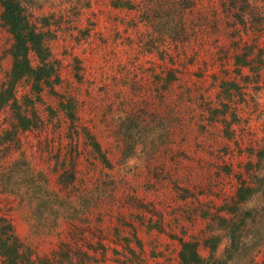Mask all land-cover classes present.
Instances as JSON below:
<instances>
[{"label": "rangeland", "instance_id": "rangeland-1", "mask_svg": "<svg viewBox=\"0 0 264 264\" xmlns=\"http://www.w3.org/2000/svg\"><path fill=\"white\" fill-rule=\"evenodd\" d=\"M248 1L22 0L59 77L39 97L18 84L29 129L0 112V215L27 264H180L181 239L207 260L213 237L217 264H264L263 197L240 205L262 216L227 261L222 210L264 175V0ZM2 13L0 87L14 42Z\"/></svg>", "mask_w": 264, "mask_h": 264}, {"label": "trees", "instance_id": "trees-1", "mask_svg": "<svg viewBox=\"0 0 264 264\" xmlns=\"http://www.w3.org/2000/svg\"><path fill=\"white\" fill-rule=\"evenodd\" d=\"M230 1L231 4L233 6L235 5L237 8L241 6L237 4L236 0ZM242 1L247 4L249 3L248 0ZM0 3L3 8L1 18L4 25L10 31L14 41L10 51L13 59L11 71L8 74L5 84L0 87V112L8 106L13 108L17 121L16 130H26L36 124V114L33 111L34 103L29 98L24 99V105L27 106V108L31 106L29 107L31 111L28 112L26 109L22 110L23 107L20 105V100L16 96L18 84L25 79H29L32 91L39 97L40 92L46 84L52 86L50 79L54 77V82L58 83V72L56 63L52 58L51 46L49 43L50 39L47 38L46 32L39 30L36 25L30 21L27 15V9L22 0H0ZM238 17L240 19L242 18L241 15H238ZM31 54L37 59V65L33 64ZM248 55L249 54H245L244 57L237 56V64L249 66V61L247 59ZM38 97L37 100L39 99ZM61 106L66 108L64 104ZM71 117H73L72 114ZM11 136L12 131H7V135L4 137L11 138ZM88 137L95 151L101 156L103 161L107 162V158L102 152V148L95 137L90 133ZM66 174H68V171L60 176L61 181ZM254 180L255 183L252 185L242 183L237 190L235 203L224 205L222 208L224 212L233 214V217L229 219V238L231 246L227 251L229 253L226 261L232 258L234 252L238 250L241 244L240 237L244 230L243 227H246L248 221L253 223L262 216L261 210L264 209V202L262 205L263 208L260 210H250L244 213L239 212L240 205L247 203L255 196H262L264 200V175H256L254 176ZM219 242L220 239L218 237L210 238L205 242L207 247L210 248L211 253L210 257L206 260L199 254L197 248L198 244L196 242L184 241L181 239V250L179 252L180 264H217L218 260H216L214 256ZM23 247L24 243L17 235L13 224L6 216L0 215V257L4 260L5 264L29 263L30 258L27 253L22 251Z\"/></svg>", "mask_w": 264, "mask_h": 264}]
</instances>
